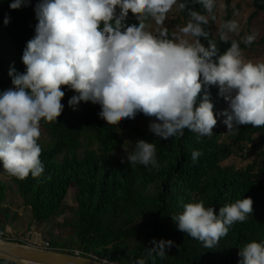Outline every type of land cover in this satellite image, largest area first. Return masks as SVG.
<instances>
[{"label":"clouds","instance_id":"obj_1","mask_svg":"<svg viewBox=\"0 0 264 264\" xmlns=\"http://www.w3.org/2000/svg\"><path fill=\"white\" fill-rule=\"evenodd\" d=\"M200 5L203 13L189 5ZM27 6V0H12L10 10ZM178 6L187 9L186 24L169 36L166 27L155 34L148 21L163 25L167 14ZM217 0H38L33 37L27 41L21 62L23 73L9 70L11 87L0 92V169L23 180L39 178L44 171L40 159L41 121L57 122L64 105L63 87L75 94L68 106L99 105L98 117L112 125L138 114L153 118L148 131L163 140L183 136L185 130L200 137L211 136L217 115L227 132L243 125L264 126V62L245 60L241 43L250 47L256 33L240 40L235 20L222 22L220 42L230 46L220 53L206 30L215 19ZM131 12L134 23H128ZM10 21L5 14L4 25ZM216 86L227 108L214 114L207 88ZM202 155L191 153L195 164ZM127 163L158 168L156 147L144 139L136 141ZM251 198L219 207L204 201L186 203L171 216L178 231L213 248L234 223L252 214ZM148 255L165 257L176 247L172 240L149 242ZM237 264H264V241L239 248ZM132 264H146L145 258Z\"/></svg>","mask_w":264,"mask_h":264},{"label":"trees","instance_id":"obj_2","mask_svg":"<svg viewBox=\"0 0 264 264\" xmlns=\"http://www.w3.org/2000/svg\"><path fill=\"white\" fill-rule=\"evenodd\" d=\"M11 2L0 0V92L12 86L10 69L23 73V49L33 37L37 23L34 8L38 0H27V6L18 10L9 9ZM253 6V16L264 13V0H253ZM189 7L204 14L198 4ZM5 14L10 17L6 26ZM179 14L185 25L189 19L187 9L179 8ZM229 15L222 22L229 20ZM127 22H136L131 12ZM212 23L210 17L206 30L223 53L231 40L227 44L220 42L218 36L214 38ZM262 42L264 35L259 43ZM240 46L242 50L248 48L243 43ZM63 90L64 109L57 122L41 121L40 139L47 140L40 155L43 174L39 178L29 175L23 180L10 177L14 189L30 209L34 225L71 214L58 225L72 233L69 243L48 242L53 251L116 264H132L138 258H145L146 264H237L239 248L252 241H264V165L258 166L264 159L261 140L264 126H240L227 140L215 128L211 136L200 137L185 130L183 136L163 140L148 131L153 118L138 114L132 120L122 119L109 125L98 117L99 105L81 102L75 110L70 108L68 100L75 93L66 87ZM207 91L214 114L227 108L216 86H209ZM220 118L223 117L217 115ZM123 133L131 141L129 153L140 139L154 143L159 167L120 161L113 152L124 144ZM254 136L261 138L263 149L251 163L244 169L223 165L235 153L244 157L246 153L254 154L258 149ZM79 149H83L82 157L78 156ZM193 150L202 153L195 164L191 160ZM70 189L74 190L75 208L64 204ZM5 191V184L0 182L2 239L7 221L13 219L4 205ZM243 198L252 199V214L244 222L234 223L213 248H205L178 231L171 219L183 211L186 203L203 200L206 208L214 207L218 212L219 207ZM152 239L172 240L176 247L167 250L163 258L149 256L147 248L152 247L149 243ZM0 264L13 263L0 261Z\"/></svg>","mask_w":264,"mask_h":264},{"label":"rangeland","instance_id":"obj_3","mask_svg":"<svg viewBox=\"0 0 264 264\" xmlns=\"http://www.w3.org/2000/svg\"><path fill=\"white\" fill-rule=\"evenodd\" d=\"M227 5L229 10H227ZM254 13L255 8L253 6V0H229L228 4L226 0H217V6L214 9L215 19H213L211 34L214 38H217L220 24L223 19L230 14L229 20H235L238 22L240 32L239 34L230 33L229 40L235 39L239 41L241 37L255 32L257 34L256 40L250 47L243 50V56L245 60H251L252 62H264V42L259 43L263 39L264 35V13H258L253 16ZM148 24V30L153 31L154 34L159 27H166L171 37L178 34V26L184 25L183 19L179 14L178 6H173V9L169 11L163 25H157L155 21L152 20ZM223 118L217 119V124L214 128L221 133L222 139L227 140L233 132H227L226 126L222 123ZM150 122L151 121H149V123ZM122 135L124 144L119 149L114 151L113 154L120 161H125L127 154H129L131 141L125 133ZM253 138L255 144L258 145V149L253 152L254 154L249 155L246 153L247 156L244 157L240 153H235L227 161H225L223 165L232 166L235 169H244L247 164L251 163L254 155L263 149L260 141H264V138L261 139L258 136H254ZM46 142V138H41L39 141L41 146L45 145ZM246 145L247 148L251 147V144ZM82 153L83 149H79L78 156L82 157ZM262 165H264V159L258 163V166ZM0 182L4 183L6 186V198L4 205L13 215L12 221H7L5 230L3 231L4 238H0V243L17 244L27 249H38L39 246L45 242L51 243L63 241L69 243L68 238L72 236V233L65 228L59 227L58 225L63 223L64 219L70 218V213H66L58 219H49L44 223L34 225L30 209L26 206L25 201L14 189L10 176L4 173L2 169H0ZM64 204L69 208L76 207L73 189L68 191ZM56 223L58 224L56 225ZM71 246V249L76 250L73 245Z\"/></svg>","mask_w":264,"mask_h":264},{"label":"water","instance_id":"obj_4","mask_svg":"<svg viewBox=\"0 0 264 264\" xmlns=\"http://www.w3.org/2000/svg\"><path fill=\"white\" fill-rule=\"evenodd\" d=\"M0 261L13 264H116L94 257L82 258L56 251L27 249L12 243H0Z\"/></svg>","mask_w":264,"mask_h":264},{"label":"built area","instance_id":"obj_5","mask_svg":"<svg viewBox=\"0 0 264 264\" xmlns=\"http://www.w3.org/2000/svg\"><path fill=\"white\" fill-rule=\"evenodd\" d=\"M37 250L53 251V250L50 248V245H49L48 242L42 243V245H40L39 248H38ZM74 256L77 257V253H75Z\"/></svg>","mask_w":264,"mask_h":264}]
</instances>
